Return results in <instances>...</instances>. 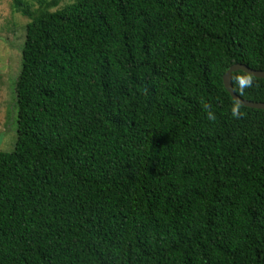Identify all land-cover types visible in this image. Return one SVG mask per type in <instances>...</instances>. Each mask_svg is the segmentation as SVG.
Segmentation results:
<instances>
[{
    "label": "trees",
    "instance_id": "trees-1",
    "mask_svg": "<svg viewBox=\"0 0 264 264\" xmlns=\"http://www.w3.org/2000/svg\"><path fill=\"white\" fill-rule=\"evenodd\" d=\"M60 2L14 0L0 264H264V109L222 79L264 70V0Z\"/></svg>",
    "mask_w": 264,
    "mask_h": 264
},
{
    "label": "rangeland",
    "instance_id": "rangeland-1",
    "mask_svg": "<svg viewBox=\"0 0 264 264\" xmlns=\"http://www.w3.org/2000/svg\"><path fill=\"white\" fill-rule=\"evenodd\" d=\"M25 1L32 8L36 6L35 0ZM72 1L61 0L58 7ZM28 20L16 10L14 0H0V151L4 152H10L16 141L14 86L20 70L25 24Z\"/></svg>",
    "mask_w": 264,
    "mask_h": 264
},
{
    "label": "water",
    "instance_id": "water-1",
    "mask_svg": "<svg viewBox=\"0 0 264 264\" xmlns=\"http://www.w3.org/2000/svg\"><path fill=\"white\" fill-rule=\"evenodd\" d=\"M237 70H242L243 72L250 74L254 77L258 78H264V70H257L250 68L249 66L242 64V63H235L232 64L224 73L222 79H223V85L227 92L230 94L231 98L237 102L240 105L247 106V107H252V108H259V109H264V102H259V101H251V100H245L238 96L231 84V74L234 71Z\"/></svg>",
    "mask_w": 264,
    "mask_h": 264
}]
</instances>
